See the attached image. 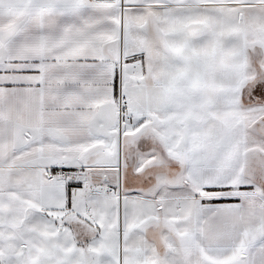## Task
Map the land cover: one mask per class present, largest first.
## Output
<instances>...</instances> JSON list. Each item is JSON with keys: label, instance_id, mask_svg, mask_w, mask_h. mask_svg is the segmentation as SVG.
I'll return each instance as SVG.
<instances>
[{"label": "snow or ice", "instance_id": "snow-or-ice-1", "mask_svg": "<svg viewBox=\"0 0 264 264\" xmlns=\"http://www.w3.org/2000/svg\"><path fill=\"white\" fill-rule=\"evenodd\" d=\"M0 264H264V0H0Z\"/></svg>", "mask_w": 264, "mask_h": 264}]
</instances>
